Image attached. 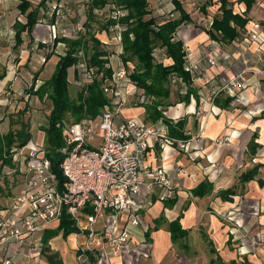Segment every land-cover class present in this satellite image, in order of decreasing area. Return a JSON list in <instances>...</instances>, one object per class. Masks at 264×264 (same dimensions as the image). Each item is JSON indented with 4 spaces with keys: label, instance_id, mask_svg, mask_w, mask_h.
I'll return each instance as SVG.
<instances>
[{
    "label": "crops",
    "instance_id": "crops-1",
    "mask_svg": "<svg viewBox=\"0 0 264 264\" xmlns=\"http://www.w3.org/2000/svg\"><path fill=\"white\" fill-rule=\"evenodd\" d=\"M190 1L197 0H187L182 7L188 13L191 23L182 24L176 36L183 42L188 62L194 67L192 76L186 72L190 81L189 94L193 98L188 97L187 102H184L183 95L187 87L176 84L180 87L178 98L172 104H165L168 112L162 110L163 105L157 108L161 117L156 121L151 120L141 105L124 115L143 122L142 117L145 116L149 119V123L144 122L146 124L161 121L168 131V126H172L187 137L194 135L200 128L202 142L196 150L191 149L186 153L172 148L164 151L154 147L148 149L143 162L146 165H163L166 174L180 184L176 199L160 201L155 195L145 197L142 221L133 229L122 255L109 259L93 257L89 264H264V59L259 60L253 45L249 51L238 47L240 31L248 22H255L244 17L243 13L249 15L253 10L245 12L246 5L243 2L227 0L230 7L237 10V13H233L246 19L242 27L231 23L236 36L230 41L223 39L221 33L214 32L212 25L203 23V27H196L193 20L197 19L196 22L201 24L206 10L202 11V15L191 13L187 4ZM254 1L264 3V0ZM23 3L28 4L29 8L22 13ZM213 3H219L215 10L211 8L216 11L214 17L221 16L220 1L213 0ZM150 6L156 9L153 15H161L171 11L173 4L169 0H153ZM87 7V0H0V59L6 63L16 53L22 68L29 65L27 75L34 72L33 81H38L35 86L41 85L51 77L58 55H62L55 49L57 46L65 47V44L59 42L53 48L54 39L57 36L70 38L67 37L68 30L71 31L66 20L67 11L77 10L83 25L89 18ZM32 10H38L36 23L30 33H22L19 44L15 38V23L26 24V15ZM95 10L97 15L101 14V9ZM118 10L111 8L108 19H117L113 14ZM174 13L177 17L178 12ZM112 29L108 27L107 30H98L95 36L107 50L113 51L110 46L114 36ZM28 34V43L34 44L29 50L23 37ZM158 57L162 58L163 53ZM112 60L114 63L116 58ZM169 63H172L170 59ZM243 70L246 71L247 86L236 90L235 96L221 93L212 107L199 103L200 98H210L223 81ZM80 72V64L68 69L70 96L71 81L78 83L76 81H79ZM14 77L15 72L12 71L0 74L1 137L8 133L9 114L17 110L15 104L6 108L7 102L2 99L3 89ZM24 101L25 106L21 109L22 123L25 120L24 109L30 107V133L44 140V134L39 128L34 131L38 127L36 123L39 125V118L44 116L43 106L38 104L39 99L35 95ZM191 107L192 110L189 109ZM172 109L179 111L178 114L171 112ZM182 122L184 126L179 128L178 124ZM225 137L230 139L228 145L217 147L214 144L216 139ZM7 168L11 169L12 165H7ZM180 170L183 171L181 176L178 174ZM250 173L252 178L244 182L245 175ZM201 183L207 184V190L196 196L193 190ZM13 193L2 203L0 210L10 207ZM175 221L186 235L174 242L169 226ZM37 239L41 246L36 250L32 248L34 243L29 241L24 244L16 241L0 244V264L6 260H10V264H50L51 257L55 264H76L75 249L79 244L87 242L85 235L72 233L64 237L59 224L55 223L42 229ZM180 240L183 241V249L179 248Z\"/></svg>",
    "mask_w": 264,
    "mask_h": 264
},
{
    "label": "built area",
    "instance_id": "built-area-1",
    "mask_svg": "<svg viewBox=\"0 0 264 264\" xmlns=\"http://www.w3.org/2000/svg\"><path fill=\"white\" fill-rule=\"evenodd\" d=\"M201 2H194V14L200 10ZM171 8L173 10L174 6ZM124 14L118 10L113 15L117 18ZM174 14L169 12V18H174ZM213 19L214 15H206L202 22L212 25ZM114 28L117 32L113 33V51L110 50L108 57L112 75L103 78L102 84L110 104L95 117L83 116L78 121L65 124V145L58 164L61 178L51 169L43 137L39 139L36 134L30 133V129L29 141L9 150L12 168L6 175L19 172L22 184L19 191H14L10 207L5 211L0 210V244L8 241L24 244L29 241L34 243L32 248L36 250L41 246L37 234L49 224H59L66 213L74 221L79 231L77 235L87 238V242L75 249L76 264H89L91 257H120L132 237L133 229L142 221L145 197L155 195L160 201L176 199L180 184L166 174L163 165H146L143 159L152 147L158 151L172 148L185 153L196 150L202 142L201 133L179 138L171 136L161 121L146 124L124 115L140 104L150 103L151 99L130 82L129 72L119 57L121 29L118 25ZM240 32L238 47L249 51L253 45L262 61L264 27L256 22H248ZM78 33L87 34L84 25H79ZM154 53L157 51L154 50ZM154 53L157 62L171 64L164 54L159 58ZM186 55L183 68L192 76L194 67ZM78 56L81 57L78 85L84 99L87 85L92 82V69L88 68L82 49L78 51ZM112 58H116L114 63ZM245 74L243 70L223 81L210 98H200L199 103L212 107L221 93L235 96L236 90L247 86ZM176 81L181 80L173 76L171 82L175 84ZM189 97L193 98V95ZM31 113L30 107H25L23 121L28 125ZM43 115V123H39V127L47 124L44 112ZM229 143L228 137L214 141L217 147ZM178 174L183 175V171H178ZM3 264H10V260Z\"/></svg>",
    "mask_w": 264,
    "mask_h": 264
},
{
    "label": "trees",
    "instance_id": "trees-1",
    "mask_svg": "<svg viewBox=\"0 0 264 264\" xmlns=\"http://www.w3.org/2000/svg\"><path fill=\"white\" fill-rule=\"evenodd\" d=\"M109 1L116 9L125 11V14L117 17V19L109 18L103 25V29L118 25L121 29V53L120 59L123 61L128 70V78L130 82L143 92V95L151 99L148 104H140L152 121H156L161 117L158 107L168 103L170 99L171 78L176 76L179 81L171 85H185L187 92L183 95V101L187 102L190 96L189 75L184 71V44L177 38L178 28L190 22L188 13L185 12L182 0H169L174 6L172 12H178V16L169 18V12L161 15H153L148 0H89L88 1V19L84 23L87 34L78 33L76 38L56 37L53 41L54 48L57 43L65 44V52L58 55V61L55 69L49 79L41 85L35 86L34 79L32 86L28 89V93L34 94L41 103L46 100L50 102L51 108L47 117V124L42 126L44 133V144L46 156L51 161V169L55 175L61 178L58 164L62 158V149L65 145L64 126L72 119V122L78 121L81 117H95L104 107L110 104V99L104 94L102 89L103 78H110L112 69L109 65L108 51L103 43H101L92 31V20L95 18L93 11L102 9ZM220 1L221 16H215L212 23V30L222 34L223 39L232 40L236 36V31L231 27V23L242 27L246 23L238 14L233 13L232 7L227 0ZM246 5L248 12L254 0H239ZM29 5L23 3L21 12H26ZM38 10H32L26 15V24L15 23V38L20 44L23 32H31L32 27L36 23ZM117 31L114 28L113 33ZM82 49L85 54V61L88 68L92 69V82L87 85V95L83 99V94L79 92L77 99H72L68 92V69L77 65L81 57L78 51ZM154 50L161 51L167 59L172 61L169 65L157 62L153 56ZM160 52V53H161ZM53 52L50 54L52 55ZM49 57L46 58L48 60ZM130 63L133 67H130ZM183 83V84H182ZM216 100V99H215ZM24 113V112H23ZM22 129L17 132L16 137L13 132H9L0 137V169L2 165H10L11 157L8 156L9 150L13 144L16 146L25 145L30 138L29 126L22 123ZM184 123H179L178 127L182 128ZM169 127L171 136L186 138L179 130ZM6 155V158L4 157ZM254 174V173H253ZM252 178L251 173L246 174L244 182ZM207 190V184H199L193 193L196 196L202 195ZM59 229L63 231L64 237L69 234H78L79 231L74 225V221L66 213L63 214ZM172 241L183 238L186 232L180 229L177 221L172 222L169 226ZM92 260V257L90 258ZM50 264H55L53 258H49Z\"/></svg>",
    "mask_w": 264,
    "mask_h": 264
},
{
    "label": "rangeland",
    "instance_id": "rangeland-1",
    "mask_svg": "<svg viewBox=\"0 0 264 264\" xmlns=\"http://www.w3.org/2000/svg\"><path fill=\"white\" fill-rule=\"evenodd\" d=\"M149 3H152L153 0H148ZM88 2V0H87ZM202 4L200 5V10L198 11V15H202L203 12L205 11L206 15H215L216 11H212L211 8H213L214 10L216 9V6L219 5V3L214 4L213 0H202L201 2ZM189 8L188 10L191 11V13H193V11L195 10V3L194 1H190L189 3ZM209 6V12L207 11V5ZM70 5L74 6L73 3H71ZM80 5V4H78ZM79 8V7H78ZM111 8H112V3L109 1V3L103 7L101 9V14L97 15V10H94V14H95V18H93L92 20V28L94 31V34L98 31L101 30V28L103 27V25L106 23L110 12H111ZM152 12H155V8H151ZM253 10V13H250L249 15H246L243 13L244 17H246L247 19H250L252 21L255 22H259L260 24H262L264 26V3L263 2H255L251 8ZM86 11H88V7L86 8ZM233 11L237 13V10L235 8H233ZM202 13V14H201ZM97 15V17H96ZM194 17V16H193ZM66 20L68 21L69 25H70V30H68L67 32V37L73 38L74 35H76V32H78V28L79 25H81L80 23V14L78 13L77 10H73L71 9L69 12L67 11L66 14ZM194 24L196 27H203V22H201V24H199L197 21V19H194ZM196 22V23H195ZM191 23V22H190ZM193 23V22H192ZM103 29V28H102ZM99 32V31H98ZM92 33V31H91ZM72 34V36H71ZM97 34V33H96ZM24 40L26 41V45H27V50L30 49L31 45H34L33 42L28 43V41L30 40V35L28 34V36H23ZM87 38H88V34H87ZM110 46L113 49V44L110 43ZM59 47V49H58ZM24 49H25V44H24ZM50 49H51V45H50ZM66 47H62V46H57V48L55 49L57 52L59 53H64L65 52ZM111 49H108V51ZM50 52V51H49ZM47 52V53H49ZM54 53V52H53ZM14 55L11 57V61L7 60L8 62L4 63V59H0V74L5 75V73L8 71H12L13 73L15 72V77L14 80L8 84L3 90L2 93V99L6 100L7 105L6 108H8L9 106H12L13 104H15L17 106V110L14 113H10L9 114V118H8V122H9V127H8V132L9 130L13 132L14 136L16 137V134L18 131H20L22 129V110L23 107L25 106V99L34 95V94H30L28 93V89L32 86L33 84V73H30V75H27V70H29V65H26V67L22 68L21 65L19 64L17 58H16V53H13ZM158 56H162V53H154ZM130 67H133V64L130 63L129 64ZM21 68L23 69L21 71ZM251 73V72H249ZM78 82V81H76ZM36 84H38V81L35 82ZM15 84V85H14ZM70 94H71V98L72 99H77L78 94H79V85L78 83H74V81H71L70 84ZM170 86V92H172V95L170 96V99L168 100V103L171 102L170 104H172L173 101H175V99L178 98V93L180 91V87H177L175 85H171ZM1 98V97H0ZM134 97H132L133 99ZM38 104L42 107H44L43 112L45 113V115L47 116L50 112V102L48 100H46L44 103H41L40 101L38 102ZM162 110L165 112H168V106L163 105ZM9 113V112H6ZM264 114V113H263ZM142 119L144 120V122L149 123V119H146L145 116L142 117ZM69 122H72V119H69ZM39 123H43V118L42 115L39 118ZM36 125L38 126V123H36ZM37 128H39V130H42V126L41 127H36L34 128V131H37ZM200 132V128L198 131H196L194 133L197 134ZM1 137V135H0ZM17 144H13L12 146H16ZM11 162V161H10ZM251 162V161H250ZM11 165V164H10ZM10 169L6 167H4L3 169L0 170V207L3 205L2 203H5V201L7 200V198L9 197L10 193L13 191H19L20 190V186L22 184V178L20 176V173L17 172L15 174H10V175H6V173H9ZM236 193H238V191H236ZM147 214V213H146ZM183 241L180 240L179 242V248L183 249L182 247V243Z\"/></svg>",
    "mask_w": 264,
    "mask_h": 264
},
{
    "label": "bare ground",
    "instance_id": "bare-ground-1",
    "mask_svg": "<svg viewBox=\"0 0 264 264\" xmlns=\"http://www.w3.org/2000/svg\"><path fill=\"white\" fill-rule=\"evenodd\" d=\"M238 7H239V5H238ZM189 109H190V110H192V109H193V107H191V108H189ZM171 112H174V114H178V112H179V111L175 112V110H174V109H172V110H171ZM172 114H173V113H172Z\"/></svg>",
    "mask_w": 264,
    "mask_h": 264
}]
</instances>
